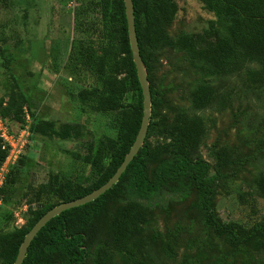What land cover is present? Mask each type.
<instances>
[{"label": "rangeland", "instance_id": "rangeland-1", "mask_svg": "<svg viewBox=\"0 0 264 264\" xmlns=\"http://www.w3.org/2000/svg\"><path fill=\"white\" fill-rule=\"evenodd\" d=\"M175 4L176 12L165 24L174 45L153 49L149 70L145 66L155 104L151 99L142 145L152 148L169 142L159 130L180 110L200 115L205 133L195 150L183 154L206 163L207 190L187 167L174 170L178 148L171 147L158 160L145 159L144 180L158 187L147 191L129 181L109 191L104 218L86 245L83 264H264V247L231 246L206 223L202 206L205 197L216 218L225 223L250 227L264 221V194L257 186L264 175L261 65L248 61L232 73L218 74L205 60L192 64L188 53L192 41L200 38L205 43L226 34L232 13L222 3L219 9L202 0H175ZM104 35L100 0H0V98L7 100L15 80L37 124L24 147L19 132L24 125L11 115L5 117L15 135L14 150H22L24 159L16 190L0 207V240L26 226L32 210L58 203L63 183L89 184L97 172L83 156L90 149L93 155L108 137L117 138V112L93 111L77 98L82 88L101 86L97 75L78 61V52L98 51ZM200 84L210 85L214 97L206 108L195 109L190 93ZM131 95L122 99L123 105L133 101ZM66 122L82 124V133L68 138L42 133L41 128L58 130ZM43 184L48 189L42 191ZM128 202L140 204L147 219L124 251L113 244L110 225L115 211ZM1 251L0 245V264Z\"/></svg>", "mask_w": 264, "mask_h": 264}, {"label": "trees", "instance_id": "trees-1", "mask_svg": "<svg viewBox=\"0 0 264 264\" xmlns=\"http://www.w3.org/2000/svg\"><path fill=\"white\" fill-rule=\"evenodd\" d=\"M134 7L135 28L140 54L144 65L149 70V55L153 49L173 46L174 42L165 32V24L175 12V0H132ZM211 8L219 9L225 4L232 13L228 24V32L216 36L213 40L203 42L200 38L192 41L188 53L192 64L205 60L211 70L218 74L232 73L248 61H257L261 65V80L264 81V0H202ZM102 17L105 23L104 43L98 51L87 49L78 52V61L91 69L100 81V88H82L77 92L78 100L93 111H116L118 121L117 138L108 137L100 142L92 155V150L83 156L91 161L97 176L87 185L81 186L72 181L63 183L58 190L60 201L45 208L32 210V216L26 226L18 228L2 236L0 240L2 264H13L19 246L25 234L35 222L49 209L95 190L104 184L117 170L129 151L138 133L143 114V94L133 62L124 0H100ZM152 103L153 87L150 86ZM131 95L133 101L122 104V99ZM191 104L195 109L209 106L214 91L208 84H200L191 93ZM0 98V115L5 119L12 116L23 124L25 112L30 115V131L37 130L34 111L30 108L26 94L14 80L9 86L7 100ZM84 129L80 123H63L58 130L41 128L49 137L60 138L79 136ZM206 130L204 119L198 115H190L180 110L169 123H164L160 133L169 142L158 144L152 148L142 145L137 154L127 165L118 181L110 189L96 199L85 204L66 209L49 220L31 241L22 264H83L87 250L86 245L96 236L99 224L104 216V203L111 190H117L125 183L132 181L140 189L155 190L158 183L148 182L144 173L145 159L158 160L171 147L180 152L174 170L187 167L190 175L205 190L203 181L207 166L202 159L189 160L184 154L195 150ZM8 149L3 148L0 138V164L4 161ZM184 153V154H183ZM184 156V158H183ZM21 155L14 166L10 167L0 189L2 203L11 200L18 183L19 165L23 164ZM257 186L264 194V175L257 180ZM40 189H48L46 184ZM204 219L213 232L225 236L231 246H249L254 250L264 247V221L245 227L238 222L219 221L209 202L204 197L202 203ZM147 219L146 210L137 202H128L119 207L111 219V237L113 244L120 250L128 251L129 244L142 232L143 223Z\"/></svg>", "mask_w": 264, "mask_h": 264}, {"label": "water", "instance_id": "water-1", "mask_svg": "<svg viewBox=\"0 0 264 264\" xmlns=\"http://www.w3.org/2000/svg\"><path fill=\"white\" fill-rule=\"evenodd\" d=\"M124 6H125V15L127 20V30H128V36H129V44L131 49V54L133 58V62L136 67L137 77L142 89L143 94V114L141 118V124L140 128L138 130V133L135 137V140L133 144L131 145L129 151L124 156L123 161L115 171V173L101 186L96 188L95 190L85 194L84 196H81L79 198L62 202L51 209H49L47 212H45L31 227V229L25 234L22 243L19 246L16 258L13 262V264H22L23 260L25 258L27 249L35 237V235L38 233V231L54 216L60 214L62 211L66 209H70L82 204H85L87 202H90L97 197H99L101 194H103L105 191L110 189L113 184H115L120 175L124 172L127 165L130 163V161L134 158V156L137 154L138 150L143 144V140L149 125V116H150V110H151V92L150 87L148 85L147 80V74L144 62L142 60L139 44H138V38L135 28V18H134V7H133V1L132 0H124Z\"/></svg>", "mask_w": 264, "mask_h": 264}, {"label": "built area", "instance_id": "built-area-1", "mask_svg": "<svg viewBox=\"0 0 264 264\" xmlns=\"http://www.w3.org/2000/svg\"><path fill=\"white\" fill-rule=\"evenodd\" d=\"M25 112V122L22 124L23 127L20 128L21 137L25 140L24 147L27 143V137L29 138L30 134V122L31 118L29 113L27 112L26 108L24 109ZM17 134V132H16ZM15 135H12L10 133V130L8 128L7 122L4 118L0 115V137L2 139L3 148L8 149V153L4 161L0 164V189L5 181L6 174L9 171V168L15 164V162L20 158L22 154V150H14L15 146L13 145V142L11 141V138ZM2 203V197L0 194V204Z\"/></svg>", "mask_w": 264, "mask_h": 264}]
</instances>
